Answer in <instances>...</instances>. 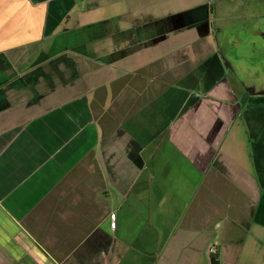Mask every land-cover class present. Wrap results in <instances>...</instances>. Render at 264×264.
<instances>
[{
    "label": "crops",
    "instance_id": "obj_1",
    "mask_svg": "<svg viewBox=\"0 0 264 264\" xmlns=\"http://www.w3.org/2000/svg\"><path fill=\"white\" fill-rule=\"evenodd\" d=\"M96 5L0 0V264H264V172L222 151L246 94L58 45Z\"/></svg>",
    "mask_w": 264,
    "mask_h": 264
},
{
    "label": "rangeland",
    "instance_id": "obj_2",
    "mask_svg": "<svg viewBox=\"0 0 264 264\" xmlns=\"http://www.w3.org/2000/svg\"><path fill=\"white\" fill-rule=\"evenodd\" d=\"M96 1V10L86 14L81 21L78 20L79 24L87 25L77 28L68 38L59 36L58 45L65 40L72 45L77 44V41L79 43L80 39H87L89 41L87 49L103 55L107 62L118 63L123 71L148 64L146 70L149 73L164 69L165 75L170 76V82L173 83H181L174 76L176 72L181 73L184 68L186 71L196 68L199 73L206 67L209 68L210 52L218 46L223 50L224 57L232 69V73L228 74V80L234 89L238 93L264 95V0H221L220 4L218 2L217 11L221 20H225V24H211L214 38L200 37L195 27L182 24L183 15L172 17L173 14L206 0ZM77 4L75 10L81 7ZM212 4H215L214 0ZM86 7H92L91 3L89 2V6ZM231 15L235 17L229 18V23H226L224 18ZM75 17L77 18L76 15ZM237 21H246L247 24H237ZM132 41H138L137 46L114 52L118 46L129 47V42ZM187 44H193L188 51L191 60L180 57L184 55V50L177 53L179 57L172 56L171 53ZM179 62L182 64L176 67ZM79 68L94 71V66L90 64L89 67L86 62L79 64ZM193 74L194 72L189 77L192 78ZM164 79L166 81L162 82L161 77L155 76L157 82H162V86L157 85V88L164 90L163 93H158V98L166 101L174 95L171 91L174 90V86L167 85L169 80ZM149 91L152 92L151 89ZM123 100V97L117 100L121 106L120 110L125 105ZM142 100H145V97L139 98V101ZM251 110V115L245 114L244 111L241 117L233 121L230 130L225 134L222 151L235 156L238 162L255 174L258 167L264 172V120L254 122L251 118L256 116L252 115L253 110L255 112L259 110V113L263 110L264 113V108L255 106ZM199 264H210L208 250L200 256Z\"/></svg>",
    "mask_w": 264,
    "mask_h": 264
},
{
    "label": "flooded vegetation",
    "instance_id": "obj_3",
    "mask_svg": "<svg viewBox=\"0 0 264 264\" xmlns=\"http://www.w3.org/2000/svg\"><path fill=\"white\" fill-rule=\"evenodd\" d=\"M213 0H206L204 3L192 5L191 8L187 10L179 11L172 15V17H183L182 24H189V27H195L197 30V34L203 38H214V30L211 24H225V20H221V16H219V12L217 11L221 0H214L215 4H212ZM183 15V16H182ZM235 16H229L226 19V23H229V18H233ZM237 24H247L246 21H237ZM198 36V37H199ZM193 46V44H187L180 50H176L174 53H171L172 56L177 57L179 51L184 50L185 53L181 58H185L191 60L189 58V50ZM213 48V47H212ZM211 56V57H210ZM210 65L209 68L206 67L205 70L201 73L197 72L196 68H191L190 70L186 71L187 69H183V74H191L194 72V75L198 76L195 77L196 81H200L202 89L204 92H207L209 86L217 82H222L228 80V74L232 73V69L228 65L229 61L224 57V52L218 46L213 48L212 52H210ZM179 57V56H178ZM196 63V62H195ZM182 63L178 64V67ZM226 65V66H225ZM248 94V93H247ZM246 94V95H247ZM197 94H193L192 97H195Z\"/></svg>",
    "mask_w": 264,
    "mask_h": 264
},
{
    "label": "trees",
    "instance_id": "obj_4",
    "mask_svg": "<svg viewBox=\"0 0 264 264\" xmlns=\"http://www.w3.org/2000/svg\"><path fill=\"white\" fill-rule=\"evenodd\" d=\"M241 103L243 105L242 109H248L255 106H260L264 108V95L247 94L241 99ZM217 256V252L210 254V260L212 264H218L216 261Z\"/></svg>",
    "mask_w": 264,
    "mask_h": 264
},
{
    "label": "built area",
    "instance_id": "obj_5",
    "mask_svg": "<svg viewBox=\"0 0 264 264\" xmlns=\"http://www.w3.org/2000/svg\"><path fill=\"white\" fill-rule=\"evenodd\" d=\"M111 219H112V220H111V222H110V226H111V228H113V229H114V228H115V219H114V213H112V214H111Z\"/></svg>",
    "mask_w": 264,
    "mask_h": 264
}]
</instances>
